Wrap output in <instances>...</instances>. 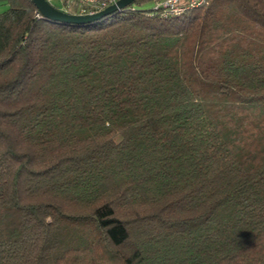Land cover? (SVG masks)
<instances>
[{
    "label": "trees",
    "instance_id": "trees-1",
    "mask_svg": "<svg viewBox=\"0 0 264 264\" xmlns=\"http://www.w3.org/2000/svg\"><path fill=\"white\" fill-rule=\"evenodd\" d=\"M5 1L0 264H264V0Z\"/></svg>",
    "mask_w": 264,
    "mask_h": 264
},
{
    "label": "built area",
    "instance_id": "built-area-1",
    "mask_svg": "<svg viewBox=\"0 0 264 264\" xmlns=\"http://www.w3.org/2000/svg\"><path fill=\"white\" fill-rule=\"evenodd\" d=\"M54 7L78 15L95 14L117 0H47ZM205 0H161L155 4V8H162L163 15H176L190 8H195L204 3ZM53 3H58L59 7ZM73 10V11H72Z\"/></svg>",
    "mask_w": 264,
    "mask_h": 264
},
{
    "label": "water",
    "instance_id": "water-1",
    "mask_svg": "<svg viewBox=\"0 0 264 264\" xmlns=\"http://www.w3.org/2000/svg\"><path fill=\"white\" fill-rule=\"evenodd\" d=\"M31 1L41 17L47 20L50 19L51 21L63 22L68 24H89L98 21L105 16H108L109 14L122 11L127 6L133 4L135 0H117L115 1L116 3H112V5H109L103 10L91 15H74L73 13L62 11L49 4L47 0Z\"/></svg>",
    "mask_w": 264,
    "mask_h": 264
},
{
    "label": "rangeland",
    "instance_id": "rangeland-1",
    "mask_svg": "<svg viewBox=\"0 0 264 264\" xmlns=\"http://www.w3.org/2000/svg\"><path fill=\"white\" fill-rule=\"evenodd\" d=\"M55 6L59 7V4L58 3H53ZM136 8H139V9H151L153 8L154 6V3H152L151 1L148 2V3H145V4H142V5H134ZM73 11V10H72Z\"/></svg>",
    "mask_w": 264,
    "mask_h": 264
},
{
    "label": "crops",
    "instance_id": "crops-1",
    "mask_svg": "<svg viewBox=\"0 0 264 264\" xmlns=\"http://www.w3.org/2000/svg\"><path fill=\"white\" fill-rule=\"evenodd\" d=\"M7 8V2L5 0H0V13Z\"/></svg>",
    "mask_w": 264,
    "mask_h": 264
}]
</instances>
